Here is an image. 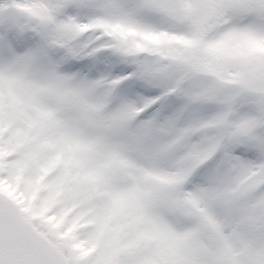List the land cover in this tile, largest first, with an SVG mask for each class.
Instances as JSON below:
<instances>
[{
  "label": "snow or ice",
  "instance_id": "obj_1",
  "mask_svg": "<svg viewBox=\"0 0 264 264\" xmlns=\"http://www.w3.org/2000/svg\"><path fill=\"white\" fill-rule=\"evenodd\" d=\"M0 264H264V0H0Z\"/></svg>",
  "mask_w": 264,
  "mask_h": 264
}]
</instances>
